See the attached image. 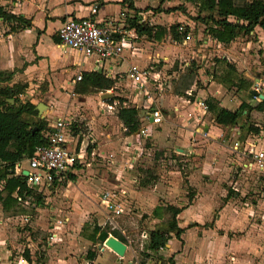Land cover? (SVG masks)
<instances>
[{"label": "crops", "instance_id": "obj_1", "mask_svg": "<svg viewBox=\"0 0 264 264\" xmlns=\"http://www.w3.org/2000/svg\"><path fill=\"white\" fill-rule=\"evenodd\" d=\"M176 1L19 0L17 4H12L0 0V11L15 16L14 21H7L0 16V72L11 73L9 80L0 84L21 86L19 93V97H22L21 101L26 100L34 105L35 115L32 119H42L45 122L43 136L51 129L56 119L70 118L72 124L66 130L65 146L77 156L75 164L69 168L63 181L53 183L48 190L27 187L28 191H23L21 194L17 192V186L8 192L5 180L9 176H19V173L24 179L27 160L16 162L4 175L0 166V264H132L130 260L122 261V258L109 248L99 244L97 234L101 230L94 235V227L100 229V225L93 224L90 233L84 231L80 233L77 228L72 229L71 233L66 234L67 236H61L59 232L53 231L59 229L66 220L68 221L69 213L76 219L83 217L87 205L82 200L79 204L71 200V211L60 214L62 218L52 223L53 226L45 238L46 244L42 243L40 247L44 251L40 260L32 259L38 250L29 236L25 238V243H21L22 237L29 235L33 230H20L17 226L12 229L10 223L13 216H20L22 222L29 221L30 214L16 213L17 205L25 208L31 201L39 203L40 198L47 195L46 192L50 190L66 191L69 183L75 179L74 175L81 170V166L84 164L91 168L93 162L90 161L95 158L108 162L109 158L113 160L120 153L119 159H125L128 146L122 145L120 149L114 151L115 147L119 146L118 143L124 139L125 144H131V141L127 140L131 137L137 145L133 146V149L140 150L141 140L143 138L151 140L158 125L162 138V142L157 139L158 145L167 148L172 143H177L178 146L173 147L177 153L180 155L190 153L194 156L191 159L197 158V160L192 170L187 175L183 174L184 178L188 179L189 185L194 187V193L188 194L186 204H169L178 208L175 219L176 226L181 232L178 238L171 234L164 248L159 249L163 250L164 256L158 258L156 264H243L244 260L247 262L253 253L256 255L261 253V259L255 264L264 263V251L258 244V248L254 247L248 235L249 220L253 216H260L264 226V176L252 167L242 166L249 159L248 151L264 150V127L258 129L257 123H251L247 128L239 129L236 125L217 123L213 112L206 107L209 102L216 107L233 111L241 103H245L248 107L242 109L240 116L259 118L264 114V106L261 109L256 107L264 98V31L254 26L248 33L241 34L251 35L255 40L257 63L250 64V60L247 61L243 55L246 54L244 50H240L241 54L237 52L239 50H234L241 35L227 43H222L209 35L205 26L199 22L202 25L201 35L209 38L211 53L215 52L211 54L210 70L204 72H201V68L197 70L198 76L205 79L204 87L198 86L197 78H192L190 75L187 76L185 84H178V80L182 77L171 70L164 73L167 77L177 75L175 79V76L171 77L175 82L170 92L152 94L153 82H150L149 86L147 83L146 92L143 93L133 86L135 93L134 98L131 99L133 105L130 106L122 98L123 92L119 93L117 90L119 85L124 87L130 82L133 85L126 73L130 65L147 69L149 75L146 81L151 78V81L159 85L160 76L164 74L161 73L160 67L155 69L153 64L158 63V57L162 60L165 57L161 56L164 52L158 50L159 46L166 47L170 39L175 41L170 35V27L176 25L172 20L173 13L181 14L183 13L181 7L184 9L183 1ZM157 6L160 8L158 11H151ZM131 7L140 10L138 15L141 20L152 26L149 37L137 35L133 28L126 27V18L133 13ZM87 16L94 19L98 25L112 24L116 30L125 31L126 44L119 56L111 59L87 57L80 51L64 48L59 43L56 31L62 21L69 17ZM227 20L234 21L232 17H228ZM175 22H179L178 17ZM116 34L115 32L112 36L119 40ZM246 43L249 44L251 41ZM201 56L200 54L199 57ZM88 72H98L109 79L111 81L109 88L96 89L81 78L73 82L76 74L82 75ZM4 75H1V78ZM165 80L166 78H162V81ZM169 84L168 81L166 86L168 87ZM95 98L98 100H94ZM253 100L257 103L253 104ZM198 102H203L205 108H202ZM117 104L136 109L139 121L136 131L130 133L125 131L116 116L120 107L115 109ZM36 106L40 108V117ZM154 108L158 109L162 116L161 122L157 125L149 120V112ZM107 113H111V116L109 117ZM81 123L88 131L83 137L77 131ZM226 129L233 131L225 140ZM231 138L232 142L229 143ZM234 143L237 145L234 146ZM134 159L135 154L129 160V169L121 166L113 172V175L121 171L124 176H121V173L119 176L125 177ZM97 171L101 174L100 169ZM110 176L96 177V181L89 180L84 184L88 185L89 191H91L90 185L93 186V191L94 188L101 187L97 195L98 202L102 190L121 186L117 176L112 174ZM249 190L251 194L247 192ZM133 193H137L134 196L137 202L142 197L139 193L143 194V198L151 196L138 189ZM156 205L162 203H156L151 207L149 218H153L151 211ZM54 212L61 213L57 208L52 209V213ZM102 212L105 214L103 210ZM157 213L159 217L164 214ZM207 217L208 222L204 223L202 220ZM14 231V237L17 239L12 238L11 233ZM116 231L126 237L121 228ZM6 232L9 236L5 235ZM76 234H80V238L78 236L76 238ZM83 239L91 242L96 251L90 248L91 250H86L85 254H78V249L84 245ZM174 239L178 241L176 249H172L171 246V241ZM128 246L126 240L124 253L127 252ZM88 252L94 253L93 259L86 257ZM169 258L172 259V263L168 261ZM149 261L137 264H149Z\"/></svg>", "mask_w": 264, "mask_h": 264}, {"label": "rangeland", "instance_id": "obj_2", "mask_svg": "<svg viewBox=\"0 0 264 264\" xmlns=\"http://www.w3.org/2000/svg\"><path fill=\"white\" fill-rule=\"evenodd\" d=\"M173 2L177 1L173 0ZM182 5L184 7V9H182L181 7L183 13L181 12V14H179L178 12H174V18L172 20H174V23H178L186 28V32L189 38L185 39L183 36H179V39L175 40L174 42L171 39L168 40L166 47L159 46L158 50L164 52L161 53V56L165 57L163 60L158 57V63H154L153 65L155 69H158L160 67L162 70L161 73L163 74L166 71H176L177 74L181 75L182 77L181 80H178V84H185L187 82V76L189 77L190 75V77L192 78H197V82L199 84L198 86L204 87L205 79L202 76H198L197 70L199 68L202 69L201 72H204V70H210L209 66L211 65V54H215V52L211 53L212 46L211 44H209V38L201 35L202 25L199 24L200 21L195 18L197 14L204 15L205 11H199L198 13L195 5L186 2H182ZM158 9L160 8H158L157 6L155 8H152L151 11H158ZM141 17L144 20L142 15ZM177 17L179 19V22H175V20H177ZM239 37L240 38L237 40L238 46H235L234 50H239L237 51L239 52V54H241L240 50H244L246 54L243 55H245L247 61L250 60V64L257 63V61H255L257 48L254 45L255 40L253 39V37L251 35H241ZM247 41H251V43L247 44ZM168 44H170L171 46H168ZM155 46L156 45H154V47ZM144 48L149 49V47ZM259 50L261 51V49ZM200 54L202 55L201 57H199ZM172 76H175L174 79L177 78L176 74L170 75V77H167L166 74H164L163 76L161 75L159 85H157V82L155 83V81H151V78H148V86L151 85L150 82H153V84L151 85V93L158 94L166 91L170 92L175 82L174 79H171ZM162 78H166V80L162 81ZM168 81L170 84L167 87L166 84H168ZM172 81L173 83L171 84ZM117 90L119 91V93L123 92L122 98H124L126 104L130 106L133 105V101L131 99L132 97L134 98L135 92L131 82L124 87L122 85L117 86ZM18 98L19 100H21L20 98L22 97H19L18 94ZM94 100H98V98H95ZM252 102L253 104L257 103L256 100H253ZM120 105L121 104H117L115 109H117ZM107 115L110 117L111 113H107ZM251 123H257L259 127L256 128L258 129L264 127V114L259 118H250V116L245 117L239 115L233 125H236L239 129H242L243 127L247 128V125ZM121 128L119 129L120 131H122ZM158 130H160L159 125L158 127H156L155 133L152 136L151 140H148L146 138H143L141 140L142 147L140 146V150L136 149L137 151L133 149V146H135L136 143L131 137L127 139L131 141V144H125L126 140L124 139L120 143H118L119 146L117 145L114 151L120 149L122 145H125L126 147L128 146L127 156L125 157V159H119V153L113 160L112 158H109L108 162L104 161L101 158H95V160L90 161L93 162V166L91 168L90 166L87 167L83 164L80 168L81 170H79L78 173L74 175L75 179L69 183L66 191L63 192L59 190H50L49 192H46L47 195L44 194L45 196L40 198L39 203L31 201L32 203L30 202V204L25 208H20L19 205H17L18 207L15 208L16 213H18L19 215L21 213L23 214L24 212L25 214H30L29 221H24V223L20 220V216H13L11 218L10 225L12 224V229L16 228L17 226L20 230H33L29 235L27 234L23 237L21 235V243H25V238L29 236L33 242V245H37L38 251L35 252V255L32 257V259L40 260L42 258V253H44V251H42L40 247L42 243L46 244L45 238L47 237L51 226H53L52 223L55 222L56 219L62 218L60 214H65L66 211L69 213L71 211V200H73L77 204H79L81 200L85 202L87 207L85 209L83 217L76 219L73 216L71 217V214L69 213L68 216L71 218L69 219L68 217V221L66 220L59 229L53 231L59 232L61 236H65L68 232L71 233L72 229L76 230L77 228L80 233L82 231L89 232L92 229L93 224H95L96 226L100 225V227H102L105 223V228L107 229V226L109 225H107L108 223L106 215L103 214L101 210L97 196L101 187L94 188L93 191V186L90 185L89 188L92 191L91 192L88 190V185L84 184L89 182V180H92L94 182L96 181V177L100 178L103 175L111 177L110 174H112V176H117L119 179L121 186H116L114 188L121 189L118 197L120 198V202L122 204L121 215L118 217L110 218V220L113 224H116L124 231V236H126L124 238L125 240H128L129 244L127 252L124 253L122 257H120L122 258L121 260H130L132 264L150 260L149 264H156L155 261L158 258H162V256H164L162 254L163 250H159L158 252L154 253L146 249L145 246L148 240L149 231L155 227L164 226L167 219L170 218V214H168L169 212L164 210V214L162 216L153 219L149 218L148 213L150 212L151 207L159 202L162 203V205L186 204L188 194L194 193V187L189 185L188 179L184 178V176L192 170V166L197 158L195 160L191 159L193 155L190 153L186 155H180L179 153H177L173 149L174 146H178L177 143H172V145L167 148L158 145L159 142L157 139L162 142V138L160 137V132ZM226 130L227 132L225 133V140L228 137V134L233 131L232 129ZM77 131L80 132V134H78L80 136L82 135V137L88 134L86 126L82 125V123L79 124ZM121 133L123 135V131ZM155 134H158V136ZM167 139L170 138L167 137ZM230 142H232V138L229 143ZM134 154V162L132 163V167L130 168V170L126 172L125 177L121 178L119 176L121 171L118 174L113 175V172H115V170L117 171V169H119L121 166H125V168L129 169V160L130 158H133ZM97 169H100L101 174H98ZM122 172H124V170ZM121 176H124V173H121ZM223 186L226 187L225 184H223ZM136 189L143 191V193H149L151 196L143 198V194L139 193L142 195V197L139 198L137 202L136 198H134L137 193H133ZM247 192H249V194L252 193L250 190ZM76 198H78L77 201ZM50 206L52 209L57 208V210H59V212L61 213H52V209L50 208ZM202 221L204 223L208 222V217ZM248 226L250 227L248 232L249 241L254 244V247L258 248V246H260L264 251V226H262L260 216H253L252 218H250ZM14 233L15 231L11 233L12 238L17 239V237H14ZM5 235L9 236V233L6 232ZM79 235L80 234H76V238L77 236L78 238H80ZM83 242L84 245L81 247V249H78V254H85L86 250H91L90 248H93V250H95V247L91 242H87L86 239H83ZM171 243L172 249H176L178 241L174 239L171 241ZM257 251L259 252V249ZM145 254L148 255L146 256ZM259 259H261V253H259L258 255H256V253H253V255L249 257V260L247 262L246 260H244L245 263L243 264H255L257 261H259Z\"/></svg>", "mask_w": 264, "mask_h": 264}, {"label": "trees", "instance_id": "obj_3", "mask_svg": "<svg viewBox=\"0 0 264 264\" xmlns=\"http://www.w3.org/2000/svg\"><path fill=\"white\" fill-rule=\"evenodd\" d=\"M183 2L193 4L197 11H205L204 15L195 16L204 26L209 35L219 42L227 43L234 37L246 34L254 26L260 27L264 31V0H182ZM133 13L126 18V27L133 28L137 35L149 37L152 26L142 21L138 12L140 10L131 7ZM0 16L7 21H14L15 16L0 11ZM228 17L234 19L233 22L227 20ZM17 18V17H16ZM180 27V28H179ZM155 33V32H154ZM186 28L179 24L170 27V35L173 40H178L179 36L186 35ZM5 74L2 78L1 75ZM10 72H0V82L9 80ZM81 80L99 89L109 88L111 81L105 78L101 73L88 72L81 75ZM91 87L90 90L93 89ZM21 86L13 84L11 86L0 84V166L2 175L7 169H12L14 164L22 159L31 156L35 145L45 142L42 130L45 128V122L42 119H32L35 115L34 105L18 98ZM11 100V102H9ZM120 100V99H119ZM121 101V100H120ZM264 106V98L261 99L256 107L261 109ZM206 107L213 112L214 120L223 125H233L243 108L247 104L241 103L233 111L216 107L214 104L207 103ZM250 108H248L249 110ZM116 116L121 121L127 133L136 131L139 125L136 109L133 107L120 106L117 109ZM6 190L8 192L17 186V192L21 194L27 192L24 179L21 175L9 176L6 180ZM166 210L170 214L164 226H158L151 229L148 233L146 249L156 253L164 248L170 235L178 238L181 229L176 226L175 215L178 208L172 205H156L151 211L153 218H159L157 212ZM94 227V235L100 230L110 232L118 240L126 244L125 238L116 230ZM146 256L148 254H145ZM88 259H93L94 253L88 252ZM27 259V258H26ZM172 263V259H168Z\"/></svg>", "mask_w": 264, "mask_h": 264}, {"label": "built area", "instance_id": "obj_4", "mask_svg": "<svg viewBox=\"0 0 264 264\" xmlns=\"http://www.w3.org/2000/svg\"><path fill=\"white\" fill-rule=\"evenodd\" d=\"M6 1L12 4L19 2V0ZM115 32L119 40L112 36ZM56 34L59 43L64 48L78 50L84 56H92L97 59H111L119 56L126 44L125 37L127 36L123 29L116 30L112 24L98 25L89 16L66 18L58 27ZM183 37L189 38L187 33ZM126 73L137 91L146 92V78L149 75L147 69L130 65ZM80 78L81 75L76 74L73 82L79 81ZM198 104L205 108L203 102H198ZM149 115L152 124L157 125L161 122L162 116L158 109L150 110ZM71 124L70 118L56 119L51 129L44 135L45 142L34 146L31 156L26 159L27 170L24 175L26 187L48 190L53 183L63 181L66 178L69 168L77 160L76 154L65 146L66 130ZM236 145L237 143H234V146ZM247 155L249 159L242 166L252 167L264 176V150H250ZM19 174L21 175V173ZM120 192L121 189L118 188H106L99 194V204L106 215L107 225L110 226H107L109 230L119 229L110 218L118 217L122 213V204L118 197ZM107 233L109 234V232Z\"/></svg>", "mask_w": 264, "mask_h": 264}, {"label": "water", "instance_id": "obj_5", "mask_svg": "<svg viewBox=\"0 0 264 264\" xmlns=\"http://www.w3.org/2000/svg\"><path fill=\"white\" fill-rule=\"evenodd\" d=\"M253 90H251V93ZM38 112V117H40V108L38 106L35 107ZM149 120L151 118L149 117ZM26 174V172H24ZM97 240L99 241V244L102 246H105L109 248L111 251H113L118 257H122L125 251V244L118 240L116 237L112 236L111 234H108L106 231L101 230L97 234Z\"/></svg>", "mask_w": 264, "mask_h": 264}]
</instances>
